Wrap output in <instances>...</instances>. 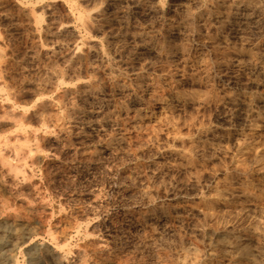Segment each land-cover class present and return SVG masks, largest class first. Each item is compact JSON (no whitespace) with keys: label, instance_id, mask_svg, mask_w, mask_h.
I'll return each mask as SVG.
<instances>
[{"label":"rangeland","instance_id":"rangeland-1","mask_svg":"<svg viewBox=\"0 0 264 264\" xmlns=\"http://www.w3.org/2000/svg\"><path fill=\"white\" fill-rule=\"evenodd\" d=\"M219 2L0 0V222L30 231L6 264H264V0Z\"/></svg>","mask_w":264,"mask_h":264},{"label":"bare ground","instance_id":"bare-ground-1","mask_svg":"<svg viewBox=\"0 0 264 264\" xmlns=\"http://www.w3.org/2000/svg\"><path fill=\"white\" fill-rule=\"evenodd\" d=\"M215 1V0H214ZM220 2H221V0H219ZM226 1H228V0H226ZM234 1V0H233ZM240 1V0H239ZM219 2V3H220ZM232 2V1H231ZM252 2V1H251ZM204 3V2H203ZM206 3V2H205ZM226 3V2H225ZM230 3V2H229ZM236 3V2H235ZM238 3V2H237ZM159 4H160V2H159ZM162 4V3H161ZM232 4V3H231ZM248 4V3H247ZM247 4H245V5H247ZM163 5V4H162ZM211 5V4H210ZM215 5L216 4H214V6L213 7H215ZM236 5H238L239 6V4H236ZM261 5V4H260ZM149 6H152V5H149ZM159 5H157V7H158ZM205 6V5H204ZM231 6V5H230ZM244 6V5H243ZM257 6V5H256ZM259 6V5H258ZM154 7H156V6H154ZM166 7V6H165ZM255 7V6H254ZM262 7H263V4H262ZM261 7V8H262ZM212 8V7H211ZM230 8V7H229ZM233 8V7H232ZM237 8H239V7H237ZM259 8V7H258ZM157 9V8H156ZM165 9V8H164ZM209 9V8H208ZM215 9V8H214ZM100 10H102L101 8H100ZM159 10H161L162 11V9H160V7H159ZM216 10H217V8H216ZM247 10H249L248 8H247ZM246 10V11H247ZM155 11V10H154ZM160 11V12H161ZM235 11V10H234ZM203 12H205V11H203ZM217 12V11H216ZM215 12V13H216ZM233 12V11H232ZM250 12V11H249ZM252 12V11H251ZM102 13V12H101ZM100 13V14H101ZM190 13V12H189ZM206 13V12H205ZM219 13H221V14H219ZM219 13H218V16H216L217 17V19L219 20L218 22H222L223 20H225L226 19V17L229 15V10H228V8H226V5L225 4H221V5H219ZM241 13H242V11H241ZM248 13V12H247ZM231 14V13H230ZM254 14V13H253ZM256 14V13H255ZM204 15V14H203ZM235 15V14H234ZM237 15V14H236ZM188 16V15H187ZM191 16V15H190ZM199 16V15H198ZM198 16H196V18L198 17ZM232 16V15H231ZM241 16V15H240ZM253 16V15H252ZM193 17V16H192ZM234 17V16H233ZM257 17V16H256ZM259 17V16H258ZM262 17V16H261ZM208 18V17H207ZM252 18V17H251ZM191 19V18H190ZM199 19V18H198ZM234 19V18H233ZM237 19V18H236ZM247 19V18H246ZM211 20V19H210ZM243 20V19H242ZM245 20V19H244ZM256 20V19H255ZM193 21V20H192ZM202 21H203V19H202ZM229 21H231V20H229ZM252 21V20H251ZM259 21V20H258ZM191 22V21H190ZM196 22V21H195ZM205 22V21H204ZM211 22V21H210ZM212 22H215V21H213L212 20ZM260 22V21H259ZM263 22V21H262ZM172 23V22H171ZM193 23V22H192ZM199 23V22H198ZM240 23H241V21H240ZM173 24V23H172ZM179 24V23H178ZM183 24V23H182ZM184 24H185V22H184ZM189 24V23H188ZM202 24H204V23H202ZM252 24V23H251ZM253 24H254V22H253ZM262 24V23H261ZM176 25V24H175ZM207 25V24H206ZM214 25V24H213ZM243 25H245V24H243ZM256 25V24H255ZM258 25V24H257ZM171 27H172V25H170ZM177 26V25H176ZM217 26H219V25H217ZM236 26H237V24H236ZM238 26H240V24L238 25ZM237 26V28H239ZM246 26V25H245ZM252 26V25H251ZM263 26V25H262ZM174 27V26H173ZM179 27V26H178ZM186 27V26H185ZM194 27V26H193ZM200 27H202V26H200ZM225 27V26H224ZM264 27V26H263ZM262 27V28H263ZM188 28H190V27H188ZM199 28V27H198ZM205 28V27H204ZM217 28V27H216ZM219 28V27H218ZM235 28V27H234ZM256 28V27H255ZM258 28H260V27H258ZM171 29V28H170ZM183 29H184V27H183ZM197 29V28H196ZM206 29V28H205ZM214 29V28H213ZM219 29H221V28H219ZM233 29V28H232ZM241 29V28H240ZM245 29V28H244ZM250 29V28H249ZM257 29V28H256ZM190 30V29H189ZM210 30V29H209ZM254 30V29H253ZM262 30V29H261ZM178 31V30H177ZM195 31V30H194ZM199 31V30H198ZM202 31V30H201ZM206 31V30H205ZM207 31H208V29H207ZM212 31V30H211ZM215 31H217V30H215ZM231 31V30H230ZM234 31V30H233ZM239 31V30H238ZM243 31V30H242ZM248 31V30H247ZM179 32H181V30L179 31ZM210 32V31H209ZM220 32V31H219ZM241 32V31H240ZM263 32V31H262ZM199 33H200V31H199ZM204 33H206V32H204ZM222 33H225V32H222ZM261 33V32H260ZM174 34V33H173ZM183 34V33H182ZM211 34V33H210ZM220 34V33H219ZM219 34H218V36H219ZM240 34V33H239ZM243 34V33H242ZM252 34H254V33H252ZM164 35V34H163ZM192 35H193V33H192ZM225 35V34H224ZM249 35H251V34H249ZM161 36V35H160ZM175 36V35H174ZM180 36V35H179ZM184 36V35H183ZM182 36V37H183ZM186 36V35H185ZM195 36V35H194ZM207 36V35H206ZM230 36V35H229ZM228 36V37H229ZM244 36H247V35H244ZM252 36V35H251ZM261 36V35H260ZM232 37V36H231ZM255 37V36H254ZM257 37V36H256ZM192 38V37H191ZM244 38V37H243ZM251 38V37H250ZM261 38V37H260ZM204 39V38H203ZM237 39V38H236ZM242 39V38H241ZM165 40V39H164ZM169 40V39H168ZM220 40V39H219ZM222 40V39H221ZM174 41V40H173ZM210 41V40H209ZM215 41V40H214ZM257 41V40H256ZM255 41V42H256ZM163 42V41H162ZM206 42V41H205ZM216 42V41H215ZM224 42H226V41H224ZM152 43V42H151ZM168 43V42H167ZM166 43V44H167ZM248 43V42H247ZM246 43V44H247ZM253 43V42H252ZM261 43H263V42H261ZM163 44V43H162ZM176 44V43H175ZM218 44V43H217ZM220 44V43H219ZM227 44V43H226ZM231 44V43H230ZM254 44V43H253ZM34 45V44H33ZM146 45V44H145ZM150 45V44H149ZM168 45V44H167ZM237 45V44H236ZM244 45V44H243ZM259 45V44H258ZM76 46V45H75ZM226 46V45H225ZM224 46V47H225ZM241 45H239V47H240ZM246 46V45H245ZM255 46V45H254ZM264 46V45H263ZM78 47V46H77ZM76 47V48H77ZM165 47V46H164ZM177 47V46H176ZM185 47V46H184ZM215 47V46H214ZM34 48V47H33ZM44 48V47H43ZM158 48V47H157ZM162 48V47H161ZM226 48V47H225ZM230 48H231V46H230ZM42 49V48H41ZM232 49V48H231ZM260 49V48H259ZM36 50V49H35ZM39 50H40V48H39ZM78 50V48L76 49V51ZM188 50V49H187ZM202 50V49H201ZM234 50V49H233ZM31 51H32V49H31ZM38 51V50H37ZM50 51V50H49ZM76 51H74V52H76ZM158 51H159V49H158ZM258 51V50H257ZM264 51V50H263ZM36 52V51H35ZM73 52V51H72ZM174 52V51H173ZM180 52V51H179ZM222 52H223V50H222ZM231 52V51H230ZM262 51H260V53H261ZM34 53V52H33ZM43 53H44V51H43ZM186 53V52H185ZM216 53V52H215ZM252 53H254V52H252ZM37 54H38V52H37ZM41 54V53H40ZM39 54V55H40ZM46 54V53H45ZM75 54V53H74ZM173 54V53H172ZM171 54V55H172ZM228 54V53H227ZM233 54V53H232ZM246 54H247V52H246ZM164 55V54H163ZM239 55V54H238ZM255 55V54H254ZM38 56V55H37ZM79 56V55H78ZM84 56V55H83ZM197 56V55H196ZM214 56V55H213ZM225 56V55H224ZM242 56V55H241ZM256 56V55H255ZM77 57V56H76ZM82 57V56H81ZM172 57V56H171ZM200 57V56H199ZM220 57H222V56H220ZM219 57V58H220ZM229 57V56H228ZM232 57V56H231ZM240 57V56H239ZM247 57V56H246ZM74 58V57H73ZM235 58V57H234ZM252 58V57H251ZM251 58H249V59H251ZM215 59V58H214ZM217 59V58H216ZM221 59V58H220ZM223 59H225V58H223ZM236 59V58H235ZM234 59V60H235ZM244 59H245V56H244ZM260 59V58H259ZM263 59V58H262ZM197 60H199V59H197ZM201 60H203V58L201 59ZM208 60V59H207ZM237 60H239V59H237ZM248 60V59H247ZM246 60V61H247ZM253 60V59H252ZM210 61V60H209ZM222 61V60H221ZM220 61V62H221ZM258 61V60H257ZM264 61V60H263ZM201 62V61H200ZM205 62H207V61H205ZM232 62V61H231ZM234 62V61H233ZM238 62V61H237ZM245 62V61H244ZM204 63V62H203ZM252 63V62H251ZM260 63V62H259ZM202 64V63H201ZM200 64V65H201ZM208 64V63H207ZM212 64H214V62L212 63ZM224 64V63H223ZM253 64H255V62L253 63ZM262 64V63H261ZM260 64V67H258L259 68V72L261 73V78H259V80L257 79V81H255V83L258 85V84H260L261 86H264V65L262 66ZM192 65V64H191ZM203 65V64H202ZM232 65V64H231ZM250 65V64H249ZM209 66V65H208ZM222 66V65H221ZM234 66V65H233ZM197 67V66H196ZM200 67V66H199ZM202 67V66H201ZM205 67H207V66H205ZM211 67V66H210ZM223 67V66H222ZM221 67V68H222ZM225 67V66H224ZM94 68V67H93ZM209 68V67H208ZM235 68V67H234ZM243 68V67H242ZM253 68V67H252ZM217 69V68H216ZM220 69V68H219ZM247 69V68H246ZM249 69V68H248ZM199 70V69H198ZM205 70V69H204ZM210 70V69H209ZM229 70V69H228ZM242 70V69H241ZM240 70V71H241ZM207 72H208V70H207ZM210 72V71H209ZM212 72V71H211ZM210 72V73H211ZM214 72V71H213ZM217 72V71H216ZM234 72V71H233ZM252 72V71H251ZM202 73V72H201ZM195 74V73H194ZM225 74V73H224ZM217 75V74H216ZM237 75H239V74H237ZM243 75V74H242ZM250 76V75H249ZM144 77V76H143ZM147 77V76H146ZM226 77V76H225ZM258 77V76H257ZM41 78V77H40ZM154 78V77H153ZM200 78V77H199ZM203 78H204V75H203ZM226 78H229L228 76L226 77ZM225 78V79H226ZM253 78V77H252ZM211 79V78H210ZM210 79H208V80H210ZM214 79V78H213ZM217 79V78H216ZM224 79V80H225ZM238 79V78H237ZM250 79V78H249ZM39 80V79H38ZM37 80V81H38ZM44 80V79H43ZM196 80H197V77H196ZM201 80H202V78H201ZM256 80V79H255ZM85 81H87V80H85ZM156 81V80H155ZM212 82H213V80H211ZM231 81H232V79H231ZM247 81H248V79H247ZM254 81V80H253ZM92 82V81H91ZM141 82V81H140ZM146 82V81H145ZM169 82V81H168ZM204 82V81H203ZM220 82V80L218 81V83ZM222 82V81H221ZM236 82V81H235ZM39 83V82H38ZM162 83V82H161ZM205 83V82H204ZM207 83V82H206ZM232 83V82H231ZM237 83V82H236ZM239 83V82H238ZM254 83V82H253ZM253 83H252V85H253ZM150 84H151V82H150ZM152 84H153V82H152ZM157 84V83H156ZM214 84V83H213ZM221 84V83H220ZM227 84V83H226ZM240 84V83H239ZM243 84V83H242ZM247 84H250V82L249 83H247ZM163 85V84H162ZM166 85V84H165ZM168 85H169V83H168ZM210 85V84H209ZM140 86H141V84H140ZM161 86V85H160ZM243 86V85H242ZM248 86V85H247ZM259 86V85H258ZM154 87V86H153ZM156 87V86H155ZM154 87V88H155ZM220 87V86H219ZM239 87V86H238ZM153 88V89H154ZM160 88V87H159ZM166 88V87H165ZM171 88V87H170ZM209 88H211V85H210V87ZM223 88V87H222ZM245 88H247V87H245ZM252 88H253V86H252ZM100 89V88H99ZM218 89V88H217ZM229 89V88H228ZM242 89V88H241ZM248 89V88H247ZM91 90V89H90ZM160 90V89H159ZM230 90V89H229ZM236 90V89H235ZM240 90V89H239ZM251 90V89H250ZM257 89H255V91H256ZM85 91H87V90H85ZM149 91V90H148ZM150 91H151V89H150ZM152 91H154V90H152ZM158 91V90H157ZM162 91V90H161ZM160 91V92H161ZM249 91V90H248ZM254 91V90H253ZM255 91H254V93H255ZM259 91V90H258ZM147 92V91H146ZM146 92H145V94H146ZM235 92V91H234ZM242 92V91H241ZM257 92V91H256ZM92 92H90V94H91ZM149 93V92H148ZM151 93H154V92H151ZM167 93V92H166ZM210 93V92H209ZM221 93V92H220ZM240 93V92H239ZM253 93V92H252ZM260 93V92H259ZM89 94V95H90ZM165 94V93H164ZM164 94H161L160 95V97H157L156 99L159 101V110L161 109V107H163L164 106V103H166L165 102V100H166V95H164ZM235 94V93H234ZM244 94H246V93H244ZM97 95V94H96ZM240 95V94H239ZM260 95H261V93H260ZM92 96V95H91ZM159 96V95H158ZM251 96V95H250ZM262 96V95H261ZM219 97V96H218ZM91 98V97H90ZM149 98H150V96H149ZM149 98L147 99V100H149ZM246 98V97H245ZM43 99V98H42ZM154 99V98H153ZM170 99V98H169ZM254 99V98H253ZM258 99V98H257ZM101 100V99H100ZM134 100V99H133ZM146 100V101H147ZM151 100V99H150ZM149 100V101H150ZM231 100V99H230ZM240 100V99H239ZM243 100V99H242ZM246 100V99H245ZM44 101H46V100H44ZM174 101V100H173ZM227 101V100H226ZM233 101V100H232ZM92 102V101H91ZM132 102H134V101H132ZM241 102V101H240ZM243 102V101H242ZM262 102V101H261ZM87 103V102H86ZM97 103V102H96ZM169 103V102H168ZM175 103V102H174ZM254 103V102H253ZM260 103V102H259ZM37 104V103H36ZM35 104V105H36ZM38 104H39V102H38ZM135 104H137V103H135ZM134 104V105H135ZM143 104V103H142ZM156 104H157V102H156ZM177 104V103H176ZM232 104V103H231ZM230 104V105H231ZM235 104V103H234ZM238 104V103H237ZM258 104V103H257ZM262 104V103H261ZM34 105V104H33ZM83 105V104H82ZM139 105V104H138ZM154 105V104H153ZM169 105V104H168ZM233 105V104H232ZM260 105V104H259ZM40 106V105H39ZM95 106V105H94ZM129 106V105H128ZM136 106V105H135ZM150 106V105H149ZM234 106V105H233ZM237 106V105H236ZM242 106L245 108V109H247V110H249V103H247V102H243L242 103ZM254 106V105H253ZM27 107V106H26ZM89 107V106H88ZM91 107V106H90ZM98 107V106H97ZM96 107V108H97ZM109 108H110V106H108ZM130 107V106H129ZM166 107V106H165ZM232 107V106H231ZM239 107V106H238ZM251 107V106H250ZM87 108V107H86ZM93 108V107H92ZM105 108V107H104ZM124 108V107H123ZM132 108V107H131ZM144 108V107H143ZM146 108V107H145ZM155 108V107H154ZM169 108V107H168ZM167 108V109H168ZM228 108H229V106H228ZM227 108V109H228ZM234 108V107H233ZM240 108V107H239ZM252 109L254 108V107H251ZM257 108H259V106L257 107ZM26 109V108H25ZM34 109V108H33ZM38 109V108H37ZM40 109V108H39ZM83 109V108H82ZM98 109V108H97ZM128 109V108H127ZM41 110H43L44 111V107L41 109ZM40 110V111H41ZM71 110V109H70ZM76 110V109H75ZM99 110V109H98ZM133 110V109H132ZM147 110V109H146ZM163 110V109H162ZM166 110V109H165ZM232 110V109H231ZM254 110H256V109H254ZM253 110V111H254ZM66 111V110H65ZM72 111V110H71ZM110 111V110H109ZM123 111V110H122ZM127 111V110H126ZM234 111V110H233ZM238 111V110H237ZM244 111V110H243ZM35 112V111H34ZM36 112H38V111H36ZM93 112V111H92ZM99 112H100V110H99ZM115 112V111H114ZM161 112V111H160ZM40 113V112H39ZM68 113V112H67ZM73 113V112H72ZM75 113H76V111H75ZM78 113H80V112H78ZM112 113V112H111ZM116 113H118V112H116ZM120 113V112H119ZM139 113V115H138V118L139 119H142V118H144L145 119V117H149L150 116V114L148 115V114H145V113H140V112H138ZM137 113V114H138ZM159 113V112H158ZM158 113H157V115H158ZM162 113V112H161ZM41 114V113H40ZM39 114V115H40ZM43 114V113H42ZM70 114V113H69ZM68 114V115H69ZM86 114V113H85ZM96 114V113H95ZM98 114V113H97ZM114 114V113H113ZM121 114H123L122 112H121ZM125 114V113H124ZM163 114V113H162ZM244 114V113H243ZM248 113H246V115H247ZM250 114H251V112H250ZM254 114V113H253ZM260 114V113H259ZM37 115H38V113H37ZM44 115V114H43ZM92 115V114H91ZM101 115V114H100ZM131 115H132V113H131ZM130 115V116H131ZM239 115V114H238ZM237 115V116H238ZM249 115V114H248ZM263 115V114H262ZM73 116V115H72ZM75 116V115H74ZM84 116H86V115H84ZM114 116V115H113ZM117 116H118V114H117ZM156 115H154V117H155ZM164 116V115H163ZM242 116V115H241ZM240 116V117H241ZM252 116H254V115H252ZM252 116H250V117H252ZM258 116V115H257ZM80 117H82V116H80ZM87 117V116H86ZM112 117V116H111ZM248 117V116H247ZM44 118V117H43ZM70 118H72V117H70ZM115 118V117H114ZM237 118V117H236ZM74 119V118H73ZM124 119V118H123ZM241 119V118H240ZM43 120V119H42ZM41 120V121H42ZM83 120V119H82ZM90 120V119H89ZM110 120V119H109ZM112 120H113V118H112ZM116 120V119H115ZM126 120V119H125ZM135 120H136V118H135ZM166 120V119H165ZM239 120V119H238ZM248 120V119H247ZM261 120V119H260ZM44 121V120H43ZM42 121V122H43ZM84 121V120H83ZM104 121V120H103ZM130 121V120H129ZM245 121V120H244ZM79 122V121H78ZM81 122V121H80ZM88 122V121H87ZM91 122H94V121H91ZM90 122V123H91ZM105 122V121H104ZM112 122V121H111ZM120 122V121H119ZM132 122V121H131ZM135 122V121H134ZM250 122V121H249ZM248 122V123H249ZM255 122V121H254ZM44 123V122H43ZM86 123V122H85ZM100 123V122H99ZM106 123H109V125H110V122H106ZM126 123V122H125ZM133 123V122H132ZM137 123V122H136ZM141 123H142V121H141ZM252 123V122H251ZM262 123H264L263 121H262ZM261 123V124H262ZM114 124H116L115 122H114ZM119 124V123H118ZM122 124V123H121ZM130 124V123H129ZM135 124V123H134ZM133 124V125H134ZM44 125V124H43ZM86 125V124H85ZM93 125H94V123H93ZM96 125V124H95ZM108 125V126H109ZM20 126V125H19ZM116 126V125H115ZM131 126V125H130ZM253 126V125H252ZM21 127V126H20ZM84 127V126H83ZM88 127V126H87ZM120 127V126H119ZM127 127V126H126ZM259 127H262V126H260V124H259ZM264 127V126H263ZM262 127V128H263ZM89 128H90V124H89ZM93 128V127H92ZM100 128V127H99ZM137 128H138V126H137ZM254 128V127H253ZM30 129H32V130H34L33 128H30ZM30 129L28 130V131H30ZM87 129V128H86ZM81 130V129H80ZM84 130V129H83ZM122 130H123V128H122ZM27 131V132H28ZM252 131V130H251ZM262 131V130H261ZM33 132V131H32ZM85 132V131H84ZM250 132V131H249ZM30 133V132H29ZM34 133V132H33ZM255 133V132H254ZM124 134V133H123ZM34 134H32V136H33ZM87 135V134H86ZM121 135V134H120ZM31 136V137H32ZM258 138H259V136L258 135H256ZM120 137V136H119ZM253 138V137H252ZM254 138H255V136H254ZM250 139V138H249ZM258 141V140H257ZM261 141V140H260ZM26 142V141H25ZM28 142V141H27ZM27 142H26V144H27ZM29 143V142H28ZM249 143H251V142H249ZM254 143V142H253ZM20 144H23L24 145V143H20ZM25 144V145H26ZM30 144H31V142H30ZM106 144V143H105ZM111 144V143H110ZM259 144V143H258ZM264 144V143H263ZM24 145V146H25ZM255 145H257V143L255 144ZM260 145V144H259ZM259 145H257V146H259ZM262 145V144H261ZM18 146H20V145H18ZM29 146V145H28ZM108 146V145H107ZM110 146V145H109ZM30 147V146H29ZM29 147H27V148H29ZM18 148H20V147H18ZM27 148L25 149V151L27 150ZM249 148V147H248ZM21 149V148H20ZM24 148H22L20 151H22ZM30 149V148H29ZM29 149H28V151H29ZM32 149V148H31ZM109 150V149H108ZM30 151H32V150H30ZM33 151H34V149H33ZM31 153V152H30ZM26 154H28V152H26ZM23 155V154H22ZM30 155V154H29ZM257 155V154H256ZM259 156H261V154L259 155ZM16 157V156H15ZM262 157V156H261ZM20 158V157H19ZM90 158V157H89ZM257 158H259V157H257ZM261 159V158H260ZM255 160H256V158H255ZM264 160V159H263ZM259 162V161H258ZM26 163V162H25ZM24 164V163H23ZM34 164V163H33ZM22 165V164H21ZM26 164H24V166H25ZM262 165V164H261ZM20 166V165H19ZM23 166V167H24ZM19 168V167H18ZM74 168V167H73ZM131 168H132V166H131ZM262 168V167H261ZM25 169V168H24ZM68 169V168H67ZM124 169V168H123ZM257 169H258V167H257ZM263 169V168H262ZM20 170H23V169H20ZM19 170V171H20ZM128 170V169H127ZM126 171V170H125ZM131 171V170H130ZM21 172V171H20ZM261 172V171H260ZM19 173V172H18ZM132 173V172H131ZM16 174H17V172H16ZM21 174V173H20ZM23 174V173H22ZM257 174V173H256ZM248 175V174H247ZM259 175H262V174H259ZM20 176V175H19ZM23 176H25V175H23ZM258 176V175H257ZM18 177V176H17ZM260 177V176H259ZM242 178V177H241ZM244 178V177H243ZM248 178V177H247ZM257 178V177H256ZM237 180V179H236ZM239 180V179H238ZM247 180V179H246ZM243 181V180H242ZM251 181V180H250ZM262 181V180H261ZM234 182H235V180H234ZM255 182V181H254ZM240 184H242V182H239ZM245 183V182H244ZM250 183V182H249ZM248 182H247V184H249ZM259 183H261V182H259ZM245 185V184H244ZM252 185H253V183H252ZM37 186V185H36ZM242 186V185H241ZM244 187V186H243ZM258 188H259V186H258ZM255 190V189H254ZM239 191V190H238ZM247 192H248V190H246ZM38 192V191H37ZM35 193V192H34ZM231 193H232V188H231ZM230 193V194H231ZM243 193V192H242ZM241 193V194H242ZM257 195V194H256ZM263 196V195H262ZM242 197V196H241ZM253 197V196H252ZM244 198V197H243ZM255 198V197H254ZM245 199H247V198H245ZM258 199V198H257ZM249 201H251V200H249ZM254 201V200H253ZM172 203V202H171ZM175 204H176V202H174ZM180 203V202H179ZM210 203V202H209ZM252 203V202H251ZM255 203V202H254ZM173 204V203H172ZM213 204V203H212ZM253 204V203H252ZM31 205V204H30ZM186 205V204H185ZM251 206V205H250ZM253 206V205H252ZM258 206V205H257ZM36 207V206H35ZM164 207V206H163ZM34 208V207H33ZM32 208V209H33ZM143 208V207H142ZM146 208V207H145ZM158 208V207H157ZM165 208V207H164ZM170 207H168V209H169ZM183 208V207H182ZM209 208V207H208ZM31 209V208H30ZM139 209V208H138ZM144 209V208H143ZM211 209V208H210ZM140 210V209H139ZM146 210V209H145ZM174 210V209H173ZM176 210H177V208H176ZM183 209H181V211H182ZM187 210V209H186ZM30 211V210H29ZM131 211H133V210H131ZM164 211V210H163ZM184 211H185V209H184ZM183 211V212H184ZM13 212V211H12ZM33 212V211H32ZM36 212V211H35ZM136 212V211H135ZM160 212V211H159ZM165 212V211H164ZM176 212V211H175ZM186 212V211H185ZM30 213H31V211H30ZM141 212L140 211H137V213L135 214V215H133L134 216V219H135V222L137 221V222H140V220H139V218H141V216L142 215H137V214H140ZM155 213V212H154ZM180 213V212H179ZM182 213V212H181ZM211 213V212H210ZM24 214H26V213H24ZM32 214V213H31ZM30 214V215H31ZM205 214H206V211H205ZM218 214V213H217ZM132 215V214H131ZM155 215H156V213H155ZM154 215V216H155ZM181 215V214H180ZM180 215H178L177 214V212H176V214L174 215V218H175V220H178L179 219V217H181ZM215 215V214H214ZM221 215H222V213H221ZM220 215V216H221ZM32 216V215H31ZM146 216V215H145ZM159 216H161V215H159ZM169 216V215H168ZM170 216H171V214H170ZM184 216V215H183ZM212 216V215H211ZM219 216V215H218ZM19 217V216H18ZM131 217V216H130ZM17 218V217H16ZM24 218H25V215H24ZM30 218V217H29ZM33 218V217H32ZM169 218V217H168ZM185 218V217H184ZM12 219H14L13 217H12ZM28 219V218H27ZM143 219V218H142ZM146 219V218H145ZM22 220V219H21ZM26 220V219H25ZM25 220H23V221H25ZM149 220V219H148ZM151 220V219H150ZM149 220V221H150ZM157 220H158V218H157ZM164 220V219H163ZM182 220V219H181ZM184 220V219H183ZM15 221H17V220H15ZM14 221V222H15ZM29 221V220H28ZM145 221V220H144ZM160 221V220H159ZM3 222V221H2ZM6 222V221H5ZM13 222V221H12ZM12 222H11V224H12ZM117 222V221H116ZM135 222H133V223H135ZM145 222H147V221H145ZM153 222V221H152ZM155 223V222H154ZM153 223V224H154ZM157 223H159V222H157ZM5 224V223H4ZM18 225H20V223H18ZM23 225V224H22ZM135 225V224H134ZM138 225V224H137ZM145 225V224H144ZM141 226V225H140ZM143 226V225H142ZM146 226V225H145ZM0 227H1V230H2V233L4 234V235H7V236H11L10 238H7L6 240H2V238H1V240L2 241H0V264H6V263H11L12 261H13V258H12V254L8 251L9 250V247L11 246L12 247V245H14L15 243H17V242H19V241H21V240H24V239H26L27 238V240H28V237H29V235H28V233L30 232H25V231H23V232H20V233H17V226H15V225H12L11 227H8V226H5V225H3V224H1V222H0ZM28 227H31V226H28ZM131 227V226H130ZM144 227V226H143ZM156 227V226H155ZM142 228V227H141ZM147 228V227H146ZM152 228V227H151ZM153 229H155V228H153ZM152 229V230H153ZM216 229V228H215ZM225 229V228H224ZM22 230V229H21ZM29 230V229H28ZM134 230V229H133ZM141 230V229H140ZM147 230H149V229H147ZM201 230V229H200ZM231 230V229H230ZM137 231V230H136ZM216 231V230H215ZM228 231V230H227ZM32 232V231H31ZM129 232H130V230H129ZM138 232V231H137ZM139 232H141L142 233V230L141 231H139ZM144 232V231H143ZM151 232V231H150ZM218 232V231H217ZM229 232V231H228ZM231 232H232V230H231ZM230 232V233H231ZM241 232V231H240ZM254 232V231H253ZM118 233V232H117ZM122 233V232H121ZM127 233H128V231H127ZM234 233V232H233ZM236 233V232H235ZM250 233V232H249ZM252 233V232H251ZM119 234H120V231H119ZM148 234V233H147ZM127 235V234H126ZM125 235V236H126ZM139 235H141V234H139ZM145 235V234H144ZM151 235H152V233H151ZM147 236V235H146ZM149 236H150V234H149ZM228 236V235H227ZM128 237V236H127ZM219 237H221V236H219ZM218 237V238H219ZM234 237H236V236H234ZM31 238H33V237H31ZM117 238V237H116ZM123 238V237H122ZM125 238V237H124ZM123 238V239H124ZM143 238V237H142ZM222 238V237H221ZM225 238V237H224ZM229 238H231V237H229ZM233 238V237H232ZM237 238V237H236ZM120 239V238H119ZM123 239H121V240H123ZM131 239V238H130ZM235 239V238H234ZM57 240V239H56ZM132 240V239H131ZM140 240V239H139ZM221 240V239H220ZM227 240V239H226ZM229 240V239H228ZM223 241V240H222ZM221 241V242H222ZM234 241V240H233ZM22 242V241H21ZM27 242V241H26ZM104 242V241H103ZM124 242V241H123ZM130 241L128 240V243H129ZM244 242V241H243ZM25 243V242H24ZM57 243H59V242H57ZM127 243V244H128ZM225 243H226V241H225ZM232 244H233V242H231ZM242 243V242H241ZM240 243V244H241ZM61 244V243H60ZM124 244H126V243H124ZM123 244V245H124ZM130 244V243H129ZM128 244V245H129ZM131 244H132V242H131ZM227 244V243H226ZM244 244V243H243ZM243 244H241V245H243ZM45 245V244H44ZM55 245V244H54ZM61 245H63V244H61ZM61 245H59V246H61ZM107 245V244H106ZM105 245V246H106ZM115 245V244H114ZM235 244H233V246H234ZM240 245V246H241ZM19 246V245H18ZM17 246V247H18ZM33 246V245H32ZM40 246V245H39ZM56 246H57V244H56ZM53 247V248H50L49 249V246H48V249H47V253L46 254H48V256H49V258L51 259V264H66V263H68V259L66 258V256L65 255H63V253L61 254L60 253V251H62V250H60V251H58L57 249V247ZM217 246V245H216ZM228 246H229V244H228ZM231 246V245H230ZM260 246H262V245H260ZM259 246V247H260ZM15 247V246H14ZM26 247H28V246H26ZM43 247V246H42ZM45 247V246H44ZM219 247V246H218ZM223 247H225V246H223ZM232 247V246H231ZM16 248V247H15ZM14 248V249H15ZM32 248V247H31ZM37 248V247H36ZM35 248V249H36ZM39 248V247H38ZM62 248H64V247H62ZM82 248V247H81ZM84 248V247H83ZM123 248V247H122ZM222 248V247H221ZM234 248V247H233ZM249 248V247H248ZM250 248H251V246H250ZM253 248V247H252ZM256 248V247H255ZM16 249H18V248H16ZM29 249V248H28ZM85 249V248H84ZM215 249V248H214ZM222 249H224V248H222ZM231 249V248H230ZM234 249H236V248H234ZM258 249H260V248H258L257 247V250ZM262 249V248H261ZM260 249V250H261ZM33 250V249H32ZM81 250V249H80ZM79 250V251H80ZM220 250V249H219ZM219 250H217L218 252H219ZM237 250V249H236ZM244 250V249H243ZM259 250V251H260ZM263 250V249H262ZM42 251V250H41ZM45 251V250H44ZM67 251H69V250H67ZM195 251H196V249H195ZM195 251H193V252H195ZM216 251V250H215ZM238 251H240V249L238 250ZM253 251H254V249H253ZM258 251V252H259ZM64 252V251H63ZM74 252V251H73ZM198 252H199V250H198ZM230 253H231V251H229ZM241 252V251H240ZM257 252V253H258ZM23 253H25V252H23ZM29 253V259L28 260H30V263H34L35 262V260H36V255L34 254V252L33 251H29L28 252ZM65 253V252H64ZM68 253V252H67ZM83 253V252H82ZM86 253V252H85ZM110 253V252H109ZM113 253V252H112ZM165 253V252H164ZM205 253V252H204ZM206 253H207V251H206ZM212 253H213V251H212ZM225 253H226V251H225ZM229 253V254H230ZM262 253H263V251H262ZM27 254V253H26ZM69 254H70V252H69ZM73 254V253H72ZM78 254V253H77ZM80 254V253H79ZM84 254V253H83ZM115 254V253H114ZM120 254V253H119ZM228 254V253H227ZM240 254V253H239ZM14 255V254H13ZM71 255V254H70ZM166 255V254H165ZM191 255V254H190ZM193 255H194V253H193ZM197 255V254H196ZM213 256H214V254H212ZM216 255V254H215ZM218 255V254H217ZM220 255V254H219ZM241 255V254H240ZM242 255H244V253L242 254ZM248 255V254H247ZM261 255V254H260ZM16 256V255H15ZM40 256V255H39ZM208 256H209V253H208ZM227 257H228V255H226ZM250 256H251V254H250ZM253 256V255H252ZM14 257V256H13ZM27 257H28V255H27ZM26 257V258H27ZM44 257V256H43ZM47 257V256H46ZM78 257V256H77ZM81 257V256H80ZM84 257H86V255H84ZM115 257V256H114ZM172 257V256H171ZM191 257L193 258V256L191 255ZM195 257V256H194ZM217 257V256H216ZM241 257V256H240ZM255 257V256H254ZM253 257V258H254ZM262 257V256H261ZM16 258V257H15ZM75 258V257H74ZM121 258V257H120ZM189 258V257H188ZM195 258H197V256L195 257ZM194 258V259H195ZM198 258H200L199 256H198ZM213 258V257H212ZM215 258V257H214ZM226 258V257H225ZM231 259H232V256L230 257ZM252 258V257H251ZM39 259V258H38ZM48 259V258H47ZM46 259V260H47ZM80 259H82V258H80ZM79 259V260H80ZM171 259V258H170ZM201 259V258H200ZM200 259H199V261H200ZM221 259V258H220ZM223 259V258H222ZM221 259V260H222ZM259 259V258H258ZM261 259V258H260ZM15 260V259H14ZM70 260H71V258H70ZM77 260V259H76ZM86 260V259H85ZM217 260V259H216ZM235 260V259H234ZM16 261V263H17V259L15 260ZM45 261V260H44ZM48 261V260H47ZM94 261V260H93ZM96 261V260H95ZM99 261V260H98ZM175 261V260H174ZM181 259H180V263H181ZM194 261V260H193ZM197 261V260H196ZM209 261V260H208ZM226 261V260H225ZM228 261V260H227ZM239 261V260H238ZM242 261V260H241ZM241 261H239V262H241ZM255 261V260H254ZM71 262V261H70ZM69 262V263H70ZM74 262H75V260H74ZM89 262V261H88ZM87 262V263H88ZM195 262V261H194ZM212 262H214L213 260H212ZM245 262H247L246 261V259H245ZM250 262V261H249ZM25 263H28L27 261L25 262ZM37 263V262H36ZM48 263V262H47ZM47 263H44V264H47ZM92 263H94V262H92ZM134 263V262H133ZM190 263V262H189ZM196 263V262H195ZM210 264H211V262H209ZM208 263V264H209ZM218 263V262H217ZM229 263V262H228ZM227 263V264H228ZM243 263V262H242ZM49 264V263H48ZM73 264V263H72ZM85 264V263H84ZM138 264V263H137ZM152 264V263H151ZM153 264H155V263H153ZM185 264V263H184ZM191 264V263H190ZM222 264V263H221ZM231 264H233V263H231ZM254 264V263H253ZM260 264V263H259ZM262 264V263H261Z\"/></svg>","mask_w":264,"mask_h":264}]
</instances>
